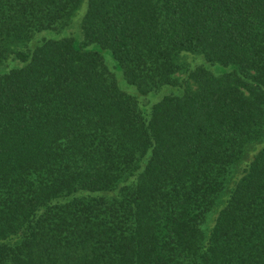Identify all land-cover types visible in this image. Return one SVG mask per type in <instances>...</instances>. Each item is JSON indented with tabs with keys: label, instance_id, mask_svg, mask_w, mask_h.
I'll return each mask as SVG.
<instances>
[{
	"label": "trees",
	"instance_id": "trees-1",
	"mask_svg": "<svg viewBox=\"0 0 264 264\" xmlns=\"http://www.w3.org/2000/svg\"><path fill=\"white\" fill-rule=\"evenodd\" d=\"M0 264H264V0H0Z\"/></svg>",
	"mask_w": 264,
	"mask_h": 264
},
{
	"label": "rangeland",
	"instance_id": "rangeland-1",
	"mask_svg": "<svg viewBox=\"0 0 264 264\" xmlns=\"http://www.w3.org/2000/svg\"><path fill=\"white\" fill-rule=\"evenodd\" d=\"M231 183H233V180H232ZM229 190H230V184H229V186L225 189V195L229 193ZM225 195H224V198H225ZM220 203H221V202H220ZM217 207H218V206L216 205V206L214 207V209L208 214V217H207V219H206V221H205V225H207V224H211V223H212V221H213V219H214V217H215V214H216V212H217V210H218Z\"/></svg>",
	"mask_w": 264,
	"mask_h": 264
}]
</instances>
